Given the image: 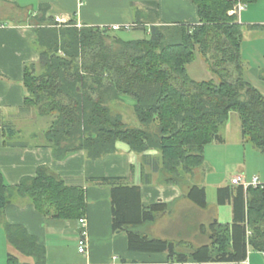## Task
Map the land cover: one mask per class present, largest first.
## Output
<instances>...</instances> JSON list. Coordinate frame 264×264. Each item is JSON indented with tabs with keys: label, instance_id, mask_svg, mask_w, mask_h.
Here are the masks:
<instances>
[{
	"label": "trees",
	"instance_id": "16d2710c",
	"mask_svg": "<svg viewBox=\"0 0 264 264\" xmlns=\"http://www.w3.org/2000/svg\"><path fill=\"white\" fill-rule=\"evenodd\" d=\"M256 1L191 0L197 23H163L147 15L148 26L135 21L133 28H118L137 26L148 34L141 38H123L110 26H77L74 19L58 24L46 17L48 5L43 4L35 28L39 61L25 67L23 85L26 108L51 117L42 137L54 158L83 150L89 159H98L115 152L122 141L153 168L158 160L164 183L182 184L204 164L205 147L224 141L221 129L232 111L238 113L243 138L264 154V95L243 75L244 26L228 13L238 3ZM197 56L217 80L189 76L186 65ZM109 98L130 101L141 126H127L120 114H111L105 104ZM151 149L158 152L153 164L145 154ZM96 182L110 187L112 227L126 232L131 250L166 251L179 263L243 261L248 248L264 253V183L218 187L217 203L231 204V222L202 226L208 242L182 252L178 243L134 230L165 213L168 202H143L140 186L121 177ZM188 187L186 197L204 208V187ZM13 195L28 197L45 216L79 219L87 213L84 188L68 185L45 165L17 185L8 184L0 170V227L8 243L37 264H44V248L22 225L5 218ZM7 264H19L17 257L9 254Z\"/></svg>",
	"mask_w": 264,
	"mask_h": 264
},
{
	"label": "crops",
	"instance_id": "0c3cea01",
	"mask_svg": "<svg viewBox=\"0 0 264 264\" xmlns=\"http://www.w3.org/2000/svg\"><path fill=\"white\" fill-rule=\"evenodd\" d=\"M43 4L48 5L46 17H51L55 22L56 18L62 23L74 19L78 25L87 26L116 24L133 28L135 21L148 26L149 23L145 21L147 15L157 16L163 23L186 19L191 23L199 21L196 6L191 0H0L1 173L8 184L17 185L23 177L34 176L37 168L45 165L60 175L68 185L83 187L87 201V251H78V219L45 216L36 210L26 196H11L5 206L6 220L22 225L34 236L36 242L44 248V264H264V253L251 248H248L247 257L243 261L215 263H179L170 260L166 251L131 250L127 244L126 232L112 227L110 187L96 182L100 177H121L129 184L140 186L143 202H168L165 213L152 222L136 226L134 230L151 238L178 243L176 249L184 252L208 242V231L203 230L202 226L207 228L214 220L220 223L231 222L232 206L230 203H217L216 192L218 187L231 184L229 180L221 179L214 183L215 196L209 203L205 184L198 182L197 169L187 175L182 184L164 183L156 150L145 152L147 161L150 158L151 163L152 160H157L156 168L142 162L139 154L131 151L128 144L122 141L116 142L115 152L98 159H89L83 150L73 152L63 159H56L51 148L45 145L43 128L29 129L33 131L27 134L25 129H21L30 119L40 121L43 118L34 108H26V90L23 85L25 67L39 61L35 28L36 18L41 15ZM263 11L264 0H257L253 4L245 5L239 13V22L247 28L246 32L243 30L241 43V55L244 59L251 50L264 52L261 46L264 43L257 46L258 42H264V38L253 45V40L249 39L251 45L247 44V47L243 43L247 35L250 37L251 31L264 33ZM258 67L259 70L264 69L262 64ZM243 75L253 85L250 67H245ZM259 80L260 83L254 82L253 86L264 95V75ZM238 121L237 136L230 142L235 146L246 147L248 141L241 134L239 117ZM227 122L221 129L224 141L207 145L204 158L207 148L217 150L222 148L219 146L227 143ZM189 184L204 187L207 201L204 208L186 197ZM223 219L226 221L222 222ZM9 254L16 256L19 264H37L33 256L13 248L0 227V264H7Z\"/></svg>",
	"mask_w": 264,
	"mask_h": 264
},
{
	"label": "rangeland",
	"instance_id": "374dc122",
	"mask_svg": "<svg viewBox=\"0 0 264 264\" xmlns=\"http://www.w3.org/2000/svg\"><path fill=\"white\" fill-rule=\"evenodd\" d=\"M234 7L232 10L228 12L229 14L235 15V12L233 10H235L236 7L235 8ZM236 12H237L236 17L239 21L238 11L236 10ZM185 22L191 23L187 19ZM57 23L64 24L59 21H57ZM77 26H81V25L77 24ZM243 30L246 32L247 28L243 27ZM114 33L118 34L123 38H141L148 36V34L145 31L138 28L128 29V30H117L114 31ZM263 38H264V33H262L261 31H251L250 37L247 35L245 41H243L244 47H247V44L253 45L254 43H257L258 41H260V39ZM249 39L253 40L251 44L249 42ZM262 43L264 42H258L257 46ZM261 46L264 48V44H262ZM243 61L247 69L250 67V73L252 76L251 81L253 79L252 82L254 85L256 82L260 81L259 80L260 76L264 75L263 74L264 69L259 70L258 67L259 64L264 65V52L260 50L254 52L251 50L249 56L245 57V59L243 58ZM186 69L189 76L195 80H207V79L217 80V76L211 72L207 63L200 56H197L195 60L188 63L186 65ZM241 93H242L241 97L243 98L244 92L241 91ZM105 104L109 107L111 114L113 115L120 114L123 122L127 126L130 127L141 126L140 122L135 116L130 101H116L113 100L112 98H109L105 100ZM39 116L43 117L41 118L40 121L38 119L36 120L32 118L27 123H25L24 127L21 129H25L27 131L26 134L30 131H33L29 129H37V128L46 129L51 121V117L45 115L44 116L39 115ZM238 117L239 116L236 111H232L231 114H229L227 126L225 127L229 131L228 133L225 134L227 143L223 146H219L222 148L219 149L216 148L217 150H214V148H207L205 152L206 153L205 162L200 168H197V171L199 173L198 182H200V184H205L206 192H207V201L209 203L214 200L215 186H216L214 185V183L221 179H227L230 182V177L238 174L244 176L245 182H250L253 176H257L259 178V181L264 183V154L250 142L246 144V147L237 146V145L235 146L230 142L237 136V127L239 124ZM151 150H155V149H151ZM229 220H230V216H229ZM225 221L226 220L223 219L222 222Z\"/></svg>",
	"mask_w": 264,
	"mask_h": 264
},
{
	"label": "built area",
	"instance_id": "2783aa9c",
	"mask_svg": "<svg viewBox=\"0 0 264 264\" xmlns=\"http://www.w3.org/2000/svg\"><path fill=\"white\" fill-rule=\"evenodd\" d=\"M236 7V8H235ZM235 10H233L235 12V14L237 13L236 10L238 11V14L240 13V11L245 7L244 4L242 3H238L235 6ZM56 21L62 22L60 19L56 18ZM120 27V25H111L110 28L113 30H116ZM230 183L231 184H240L242 185L244 188L248 187V186H257L259 184H261L262 182L259 181V178L257 176H253L250 182H245V178L243 175H234L230 178ZM78 222L80 224L79 227V231L77 234V247H78V251L80 253H86L87 251V247H88V232H87V219L85 218V216L80 217L78 219Z\"/></svg>",
	"mask_w": 264,
	"mask_h": 264
}]
</instances>
